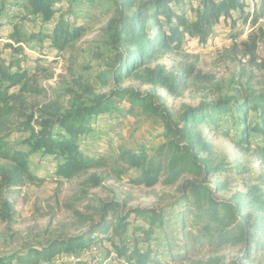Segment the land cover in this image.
I'll return each instance as SVG.
<instances>
[{"label":"trees","instance_id":"16d2710c","mask_svg":"<svg viewBox=\"0 0 264 264\" xmlns=\"http://www.w3.org/2000/svg\"><path fill=\"white\" fill-rule=\"evenodd\" d=\"M83 1L30 0L31 12L42 24L55 18L58 13L56 3L65 2L70 7L69 13L58 19L51 30L50 46L59 52L71 50L72 44L83 37V29L72 22ZM186 1L114 0L116 14L107 25L106 55L102 58L109 62V66L98 75L97 89L80 86V93L73 90L65 92L72 97L68 108L60 96L56 99L49 97L47 91L37 84L35 76L26 71L9 73L4 80L7 82L5 87L0 80L2 223H14V197L19 190L26 186L38 187L45 182L30 170L28 158L32 155L60 159L57 181L87 179L92 188H98L104 178L96 173L106 169L108 163L87 149L86 144L91 145L88 139L91 138L92 125L102 115L118 111L116 103L128 99L132 109L137 106L145 113L159 116L166 139L152 156L146 149L137 152L126 150L119 154V162L139 171L138 178L132 183L147 189L160 185L174 190L178 198L170 207L186 206L177 214V222L183 230L188 221L187 213L191 212L187 204L192 202L191 224L199 228L204 245L215 252L228 246L240 247L236 260L228 264H255L252 255L264 253V91L216 101L207 99L196 107L185 106L178 121H174L155 103L152 91L141 94L132 86L124 85L129 80H136L142 85L158 86L175 99L184 97L193 89L199 92L210 78L198 72L194 64L183 62L167 69L160 65V61L166 56L179 54L182 37L190 31L197 34L201 43L206 42L213 26L220 22L221 13L230 18L233 12L246 11L251 4V11H246L247 18H255L253 0H200L195 20L190 21L184 13ZM10 3L11 6H19L20 0H0V36L4 22L10 18L7 14ZM258 18H264V0L259 1ZM227 21L230 24V20ZM13 37L22 41L26 36L17 27ZM263 40V32L251 34L245 42L234 44L226 51L232 56L225 55V58L233 62L246 60L249 67L262 71L264 58L260 59L258 49ZM16 127L21 132L32 133L29 153L8 144L7 140ZM206 130H221L224 137L238 139V145L245 146L246 153L252 152L259 163L260 173L247 192H237L229 200L217 198L218 194L231 188L232 182L228 177L213 184L210 182L224 176L228 170L224 162L214 157L215 146L204 135ZM240 169L245 168L240 166ZM91 216L97 217L98 221L90 223L93 218L85 219L84 225H89V230L83 236L72 237L23 256L15 254L0 258V264H40L56 254L81 253L92 247L96 234L105 236L126 261L149 264L154 254L150 244L156 240V231H161L168 223V215L163 209L159 212L152 208L124 211L119 202H102ZM132 216L147 221L148 227L133 230L132 233L143 235V239L129 248L115 241H122L128 233ZM109 233L111 237L108 239ZM213 262L223 264L219 259ZM189 263L201 264L193 260Z\"/></svg>","mask_w":264,"mask_h":264},{"label":"rangeland","instance_id":"374dc122","mask_svg":"<svg viewBox=\"0 0 264 264\" xmlns=\"http://www.w3.org/2000/svg\"><path fill=\"white\" fill-rule=\"evenodd\" d=\"M259 1L253 0L256 7L253 20L252 17L248 19L246 14L251 6L246 11L233 12L230 18L221 13L220 22L213 26L206 42L201 43L197 34L190 31L182 37L179 54L166 56L160 61V65L167 69L183 62L194 64L198 72L210 78V82L199 92L193 89L185 93L184 97L175 99L158 86L142 85L136 80H129L124 85L132 86L141 94L152 91L155 103L174 121H178L185 106L196 107L207 99L216 101L245 93L263 92L264 70L249 67L246 60L233 62L225 58V55L232 56L226 51L234 44H242L251 34H264V18L256 19ZM81 3L80 11L74 14L75 21L71 20L83 29V37L72 44L71 50L59 52L50 47L51 30L58 19L69 13L68 4L56 3L58 13L55 18L42 24L32 14L30 0H20L22 6H17L20 8L18 12L12 13L1 30L0 80L4 87L7 86L4 80L9 73L26 71L35 76L37 84L47 91L49 97L56 99L60 96L65 108L72 104V97L65 95L66 91L80 93V86L90 89L99 87L98 75L109 66V62L102 58L106 55L104 46L107 42V25L116 14V6L114 0H85ZM200 5V0L186 1L184 13L190 21L195 20L196 10ZM17 27L26 36L22 41L13 37ZM258 55L260 59L264 58V40L259 46ZM116 105L118 111L102 115L93 123L89 136L91 138L88 139L91 145L84 142L92 155L95 154L108 163L106 169L96 173L104 178L98 188H92L87 179L57 181L58 158L44 156L37 159L38 162L34 155L28 158L31 172L45 179V182L38 187L26 186L14 197V223L4 224L0 221V258L15 254L23 256L72 237L83 236L89 230V225H84L85 219L93 218L91 214L95 208L102 202H119L124 211L152 208L156 212L163 209L168 215V223L161 231H156V240L150 244L154 254L149 264H190L189 260L214 264L215 259L228 264L236 260L240 247L228 246L215 252L202 243L204 240L200 237L199 228L191 224L194 212L192 202L187 204L191 212L187 213L188 221L183 230L177 222V214L186 209V206L170 207L174 199L178 198L174 190L160 185L147 189L132 183V180L138 178L139 171L119 162V154L126 150L137 152L146 149L149 156H152L166 142L163 136L164 125L159 116L145 113L137 106L132 109L128 99ZM221 132L206 130L204 135L215 146L214 157L224 162L228 170L224 176L213 178L210 182L213 184L216 180L228 177L232 182L231 188L218 194L217 198L229 200L237 192H247L250 184L257 180L260 166L252 152L246 153V147L238 145V139L226 138ZM31 134L21 132L16 127L7 142L14 149L29 153ZM240 166L245 169L241 170ZM242 171L247 173L242 174ZM97 221L98 218L94 217L90 223ZM147 227V221L132 216L129 219L128 233L122 241L115 242L132 248L143 239V235L137 232L134 234L133 230ZM110 237L111 233L107 235L108 239ZM94 238L97 239L91 244L92 247L85 249H89L87 254H82L83 251L77 254H56L51 260L40 264H134L122 258L105 236L96 234ZM94 248V251H90ZM251 259L255 264H264V253L254 254Z\"/></svg>","mask_w":264,"mask_h":264},{"label":"bare ground","instance_id":"6f19581e","mask_svg":"<svg viewBox=\"0 0 264 264\" xmlns=\"http://www.w3.org/2000/svg\"><path fill=\"white\" fill-rule=\"evenodd\" d=\"M12 4L10 3V6H8L7 7V14L9 15V17L10 16H12V13H16V12H18V9H20V8H18L17 6H11ZM20 6H22V5H20ZM249 6H251L252 7V5L251 4H249ZM6 10V9H5ZM20 11H22V9L20 10ZM249 11H251V8H249ZM6 12V11H5ZM6 15V14H5ZM7 16V15H6ZM192 16V15H191ZM38 19V18H37ZM41 22V21H40ZM42 22H44V20L42 21ZM5 23V22H4ZM194 43H196V42H194ZM193 45V44H192ZM195 45V44H194ZM51 47V46H50ZM192 47V46H191ZM201 49V48H200ZM199 50V49H198ZM34 156H36V161H37V159L39 160V159H41V157L42 156H40V155H34ZM44 158V157H43ZM38 162V161H37ZM58 179V178H57ZM89 250V249H88Z\"/></svg>","mask_w":264,"mask_h":264},{"label":"built area","instance_id":"2783aa9c","mask_svg":"<svg viewBox=\"0 0 264 264\" xmlns=\"http://www.w3.org/2000/svg\"><path fill=\"white\" fill-rule=\"evenodd\" d=\"M94 250H95V248H94V249H92V250H90V251H94ZM88 251H89V250L83 251V252H82V254H84V253H86V254H87V253H88Z\"/></svg>","mask_w":264,"mask_h":264}]
</instances>
